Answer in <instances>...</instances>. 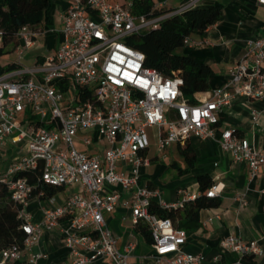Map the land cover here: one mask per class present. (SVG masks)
<instances>
[{
    "label": "built area",
    "instance_id": "built-area-1",
    "mask_svg": "<svg viewBox=\"0 0 264 264\" xmlns=\"http://www.w3.org/2000/svg\"><path fill=\"white\" fill-rule=\"evenodd\" d=\"M195 1L147 16L133 13L132 0H70L61 15L63 40L58 48L41 62L0 74V147L10 135L13 142L23 140L26 145V153L0 176L11 199L20 205L18 217L26 237L23 247L13 244L0 251V264L19 260L22 250L37 242L44 229L56 226L70 249L66 264L97 260L129 264L134 243L119 246L104 218L105 212L116 208L123 191L130 192L125 204L130 207L132 224L144 222L150 230L156 263L206 264L201 254L183 250L185 229L174 227L169 218L149 209L155 197L163 207L183 203H166L157 188L139 185V168L150 162L144 154L149 145L146 129L156 128L160 149L174 142L184 145L190 136H217L221 149L237 162H246L253 178L264 165V149L233 128L217 130V126L220 114L236 97L264 98V34L246 40L245 52L228 69L225 84L196 103L183 96L178 78L146 67L144 54L125 43L128 35L157 28L162 19ZM256 1L264 7V0ZM40 34L27 26L18 31L19 56ZM183 43L194 41L187 36ZM258 117L259 112L252 109L253 124ZM94 138L105 142L104 150L91 151ZM40 162L42 182L78 185L80 189L59 206L53 205L55 197L46 198L42 219L34 222L26 209L32 186L26 178H13V174ZM221 189L222 183H213L205 193L214 197ZM63 218L68 219V227L60 225ZM222 245L242 255H264L256 240L228 235ZM39 256L41 253L33 254L30 262L35 264Z\"/></svg>",
    "mask_w": 264,
    "mask_h": 264
},
{
    "label": "crops",
    "instance_id": "crops-1",
    "mask_svg": "<svg viewBox=\"0 0 264 264\" xmlns=\"http://www.w3.org/2000/svg\"><path fill=\"white\" fill-rule=\"evenodd\" d=\"M109 2H124L125 0H108ZM156 7L164 3L163 8H179L191 0H152ZM70 0H51L47 7L41 34L35 38L34 45L23 50L21 56L18 40L13 51L16 57H9L4 50L0 54V65L10 64L23 67L41 62L43 58L53 53L63 40L62 13L69 6ZM219 4L222 7V18L210 25L204 35L191 34L194 44L186 45L177 50L209 65L212 73L208 78L209 89L195 93L197 100L208 97L211 91L225 84L228 69L236 63L245 52L246 40L264 34V7L256 0H197L191 7H203ZM190 8V7H189ZM40 38V40L38 39ZM28 51V52H26ZM30 60L26 64L21 60L24 53ZM255 109L259 117L255 124L250 118V111ZM220 118V117H219ZM217 130L224 128L237 129L240 136L258 148L264 149V98L249 99L236 97L231 105L221 113ZM91 133V132H89ZM156 144L151 151V140L148 137V148L144 151L150 159L148 165L139 168L138 183L141 186L157 188L162 201L174 204L185 202L190 196L200 194L197 177L208 174L213 183H222V189L216 195L220 203L216 207L204 208L199 213V227L186 230V241L183 250L189 253L201 254L206 264H264V255H242L229 250L222 245V240L228 235H235L242 240H256L264 249V165H260L257 174L249 177L246 162H237L227 151L221 149L216 137L200 138L190 136L186 141L192 148L194 158L189 163L181 149L184 145L171 143L164 148H158L156 132L153 133ZM105 142L94 138L92 152L104 150ZM26 153L23 140L13 142V136H8L0 147V176L8 172L12 163ZM175 153V157L167 159L168 163L158 162L159 154ZM172 167L175 172L169 177L161 175L163 168ZM61 194L53 195L54 206H59L74 191L78 185H67ZM76 188V189H75ZM64 192V193H63ZM130 192L121 193L118 205L111 212H105L104 218L119 246L127 242L134 243V249L129 257V264H158L153 258L152 245L146 242L144 236L132 224L129 201ZM187 199V200H186ZM158 203V198H154ZM244 201V202H243ZM45 199L32 196L27 204L31 220L42 219V204ZM62 227H68L69 221L63 218ZM41 253L35 259V264L69 263L70 249L65 245L60 227L51 230L44 229L37 242L26 247L21 252V258L9 264H33L30 257ZM93 264H104L97 260ZM167 264V263H162Z\"/></svg>",
    "mask_w": 264,
    "mask_h": 264
},
{
    "label": "trees",
    "instance_id": "trees-1",
    "mask_svg": "<svg viewBox=\"0 0 264 264\" xmlns=\"http://www.w3.org/2000/svg\"><path fill=\"white\" fill-rule=\"evenodd\" d=\"M51 0H0V29L2 30V45L16 46L18 31L27 26L31 30L42 28L44 14ZM133 13L155 16L164 14L176 8H159L152 0H132ZM222 18V7L212 4L203 7H190L180 13L165 17L155 29L142 30L137 34L125 37V43L145 56V66L154 68L164 76L179 79V88L183 96L191 103H196L195 93L209 89L208 78L212 73L209 65L187 54H180L178 49L184 47L183 40L191 34L204 35L206 29ZM15 68L14 65H0V74ZM220 118L218 124L220 123ZM239 134L237 129H234ZM264 146V143H262ZM186 160L191 163L194 153L189 144L181 149ZM42 163L31 169L15 172L13 178H26L32 186L31 197L39 195L46 199L60 192L64 186L51 185L42 182ZM200 194L194 199L178 206L163 207L152 200L149 206L151 212L160 217L169 218L174 227L193 230L199 227L201 209L216 207L220 203L217 196L209 197L206 190L213 184L208 174L197 177ZM20 205L13 201L6 183L0 178V251L13 244L23 247L26 234L21 229V219L18 217ZM135 228L145 238L152 242L150 230L144 222L135 224Z\"/></svg>",
    "mask_w": 264,
    "mask_h": 264
},
{
    "label": "rangeland",
    "instance_id": "rangeland-1",
    "mask_svg": "<svg viewBox=\"0 0 264 264\" xmlns=\"http://www.w3.org/2000/svg\"><path fill=\"white\" fill-rule=\"evenodd\" d=\"M38 39L40 40V38H38ZM14 47L12 46V44H7L4 46V50L9 53L8 55L11 58L17 56V54L13 51ZM26 52H28V51H26ZM26 52L23 54L21 60L24 61L26 64H30L31 63L30 60L28 58H26V56H25L27 54ZM156 131L157 130L155 127H148L146 129L147 135H148L149 139L151 140V144H152L151 151L153 150L154 145L156 144L155 138L153 137V133H155ZM77 147L80 148V145ZM158 157H159L157 159V161L159 160L158 162L168 163L167 159H170V158L174 159L175 153H165V155L163 153H161V154H159ZM174 172H175V169H173L172 167H166V168H163L161 175H163L164 178H167L170 176V174H172ZM66 188H68V186H66L65 189ZM58 193L61 194L62 192L60 191Z\"/></svg>",
    "mask_w": 264,
    "mask_h": 264
}]
</instances>
